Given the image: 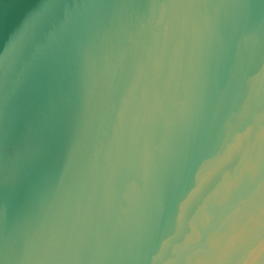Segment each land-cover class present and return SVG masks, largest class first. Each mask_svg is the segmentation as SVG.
Segmentation results:
<instances>
[{
    "label": "water",
    "instance_id": "95a60500",
    "mask_svg": "<svg viewBox=\"0 0 264 264\" xmlns=\"http://www.w3.org/2000/svg\"><path fill=\"white\" fill-rule=\"evenodd\" d=\"M0 264H264V0H0Z\"/></svg>",
    "mask_w": 264,
    "mask_h": 264
}]
</instances>
